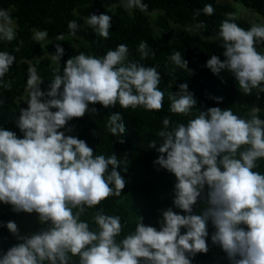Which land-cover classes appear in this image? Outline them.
I'll return each instance as SVG.
<instances>
[{"label":"clouds","instance_id":"obj_1","mask_svg":"<svg viewBox=\"0 0 264 264\" xmlns=\"http://www.w3.org/2000/svg\"><path fill=\"white\" fill-rule=\"evenodd\" d=\"M122 7L148 9L143 0H126ZM202 11L210 16L215 10L206 4ZM227 15L219 30L225 59L211 55L205 66L216 75L228 71L244 94L256 90L259 97L264 93V52L256 45L264 44V24L253 23L245 30L234 22V14ZM86 23L100 37L109 38V14H89ZM79 27L76 20L68 22L73 37ZM196 27L205 24L201 21ZM47 35V30L36 31L33 39L40 42ZM16 36L13 18L8 10L0 9V40L11 42ZM56 40L65 37L59 34ZM55 47L53 60L59 63L64 49L59 44ZM137 50L141 60L155 56L146 41ZM128 55V45L118 44L102 57L83 52L72 56L62 74L59 67L53 69L46 92L40 87L43 78L29 65L24 99L28 107L20 109L15 121L23 138L0 128V202L17 213L35 212L45 227L22 235L17 224L8 221L7 229L21 242L0 253V264H192L189 257L209 251V222L215 228L211 241L230 264H264V173L254 171L264 159V119L258 107L247 118L220 107L199 109L186 124L172 126L169 116L163 118V128L157 133L163 142L156 148L153 140L149 147L160 153L154 165L175 175L173 204L185 214L171 207L161 210L159 229L138 217L135 230L119 240L127 225L119 215L97 211L92 217L96 229L81 219L86 209L121 196L126 179L117 170L122 164L117 154L95 155L85 140L65 135L73 131L66 127L68 121L96 113L95 107L89 108L96 103L155 112L163 108L165 93L159 88L162 76L157 66L130 61ZM15 59L12 53L0 51V88L4 90L12 87L13 81L4 78ZM169 59L188 69L179 51ZM168 99L173 114L190 116L197 107L187 83L179 84ZM107 128L112 135L125 133L120 112L109 116ZM198 202L204 207L194 214Z\"/></svg>","mask_w":264,"mask_h":264},{"label":"trees","instance_id":"obj_2","mask_svg":"<svg viewBox=\"0 0 264 264\" xmlns=\"http://www.w3.org/2000/svg\"><path fill=\"white\" fill-rule=\"evenodd\" d=\"M237 1L264 16V0ZM123 2L126 0H0V9L10 11L11 17L17 22L16 38L11 42L0 40V51H8L16 57L4 78L13 81L11 89L0 88V128L15 132L18 138H23V133L15 121L20 115V109L26 104L22 96L26 92L30 61L43 78L40 87L45 92L49 90L54 77L53 69L59 67L62 74L64 64L70 57L81 52L102 57L118 44L128 45L130 61H138L145 66L155 65L162 76L159 88L164 91L165 96L161 111H146L142 107L123 109L119 103L116 107L109 108L100 103L89 104V108L97 109L96 113H86L81 118H73L66 125L73 127L71 135L85 140L87 145L93 148L95 155L103 154L107 157L114 152L122 161L121 167L117 168L126 179L122 195L111 196L96 207L86 209L81 217L89 222L91 228L96 229L92 217L97 211L102 210L107 215H119L121 222L126 220L127 225L118 240L135 230L138 217H143L146 225L159 229L161 210L171 207L174 212L185 214L173 204L175 175L154 165L153 161L160 153L149 147L153 140L157 142L156 148L163 142L157 133L163 128L162 121L165 116H169L172 126H175L177 123L186 124L198 114L199 109L206 111L210 107L231 108L235 114L247 118L250 110L258 107V115L264 119V93L257 97L256 90H253L252 94L246 95L231 73L224 71L216 75L205 66L211 55L225 59L219 30L221 22L228 18L227 14L235 12L230 3L220 0H143L148 9L142 12L138 8L125 9L122 7ZM206 4H211L214 8L213 15L203 13L202 9ZM198 10L200 14L197 16ZM155 11L158 13L152 20L150 13ZM101 13L112 16L108 39L100 37L86 23L89 14ZM71 20H76L80 25L75 37L70 35L68 28V22ZM201 21L205 27L197 28L196 25ZM234 22L245 30L253 24L246 17H237ZM35 30H47L49 41L45 45L33 39ZM59 34L64 35V41L56 40ZM76 39L83 42L76 44ZM141 41L148 43L150 49L155 52L154 57L141 60L137 50ZM56 44L64 49L59 63L45 55L46 50L54 55ZM16 47H19V51H14ZM256 48L264 52V44H258ZM174 51H179L184 56L188 69L176 66L169 59ZM181 83H187L188 90L197 98V107L193 108L190 116L169 111L171 102L168 94L178 91ZM210 97H223V100L217 102ZM115 112L121 113L126 128L125 133L120 136L112 135L107 128L109 116ZM121 139L123 143L120 142ZM258 163L259 167L254 171L264 173V159ZM203 207L204 204L198 202L193 206V213L199 214ZM24 213L14 212L11 205L0 202V253L21 242L9 232L6 223ZM184 231L186 230L182 228L181 233ZM208 231L206 241L209 251L189 257L192 264H230L224 251L211 241V234L215 231L211 222L208 224ZM20 234L27 233L20 231ZM72 259L78 262L79 258Z\"/></svg>","mask_w":264,"mask_h":264},{"label":"rangeland","instance_id":"obj_3","mask_svg":"<svg viewBox=\"0 0 264 264\" xmlns=\"http://www.w3.org/2000/svg\"><path fill=\"white\" fill-rule=\"evenodd\" d=\"M220 1H224L227 3H230L234 8H235V12L234 14L237 17H246L248 18L252 23H258V24H264V16L260 13H258L257 11L246 7L245 5H243L240 1L237 0H220ZM10 12V11H8ZM158 11L152 12L150 13L152 20H154L157 16ZM14 20V28L15 30L17 29V22ZM156 32H158L157 27H155ZM37 30H35L36 32ZM49 41V38L47 37L45 40L41 41L44 45ZM76 44H79L81 42H83L80 39H76L75 40ZM45 55H48L50 57L53 58V53L50 52L49 50H46ZM40 58V57H38ZM37 58V60H38ZM31 66H34L33 62L30 61ZM27 96V92H25V94L22 96V100H24ZM28 104L26 103L24 105V108H27ZM53 111H55L54 109H52ZM60 131H65L60 129ZM72 132H67L65 131V135H71ZM18 228L19 231H23L28 233H33L36 232L37 230L41 229L44 227V225H41L38 222V214H36L35 212L33 213H24L23 215H21L20 217L16 218L13 220Z\"/></svg>","mask_w":264,"mask_h":264}]
</instances>
